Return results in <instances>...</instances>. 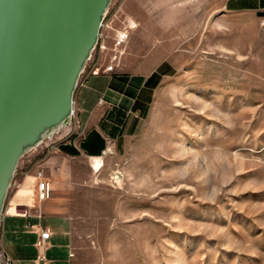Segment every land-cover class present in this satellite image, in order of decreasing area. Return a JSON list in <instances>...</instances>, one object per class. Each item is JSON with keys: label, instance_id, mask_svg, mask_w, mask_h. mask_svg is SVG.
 Listing matches in <instances>:
<instances>
[{"label": "rangeland", "instance_id": "rangeland-1", "mask_svg": "<svg viewBox=\"0 0 264 264\" xmlns=\"http://www.w3.org/2000/svg\"><path fill=\"white\" fill-rule=\"evenodd\" d=\"M212 7L112 1L105 63L118 54L114 75L145 79L137 105L125 107L131 127L99 158L60 156L49 139L25 154L0 241L6 212L26 205L79 264H264V16ZM38 172L52 187L44 202ZM6 221L10 248L30 255L15 245L29 242L28 221ZM2 251L13 261L0 242Z\"/></svg>", "mask_w": 264, "mask_h": 264}, {"label": "water", "instance_id": "water-1", "mask_svg": "<svg viewBox=\"0 0 264 264\" xmlns=\"http://www.w3.org/2000/svg\"><path fill=\"white\" fill-rule=\"evenodd\" d=\"M113 0H0V227L21 158L73 122Z\"/></svg>", "mask_w": 264, "mask_h": 264}, {"label": "crops", "instance_id": "crops-1", "mask_svg": "<svg viewBox=\"0 0 264 264\" xmlns=\"http://www.w3.org/2000/svg\"><path fill=\"white\" fill-rule=\"evenodd\" d=\"M211 2L215 11H222L226 15L264 16V0H211ZM103 44L107 49H99L97 57L90 60L75 92L73 123L69 128L56 134L50 144L60 156L99 158L109 147V140L126 135L131 127V122L125 117V107L137 105L139 95L144 91L145 79L142 80L137 75L130 77L114 75L117 66L109 71L107 69L109 63H105V53L107 54L110 49L105 41ZM107 55L110 56V53ZM36 186L37 183L35 189ZM18 209L14 207L12 208L14 212H6L3 220V237L0 241L14 264H79L69 244L64 242V237L54 229L55 225L50 224L46 226L52 233L47 259L40 262L35 247L39 230L37 227L29 226V222L39 224L42 220L34 218L35 220L29 221V217L35 214L25 215L26 205L23 208L24 212H17ZM46 214L54 217L57 215L53 212ZM7 216L22 217L28 221L26 232L30 237L29 242L23 243L18 240L15 245L30 246V255H26L22 249L16 251L10 248L6 239Z\"/></svg>", "mask_w": 264, "mask_h": 264}, {"label": "built area", "instance_id": "built-area-1", "mask_svg": "<svg viewBox=\"0 0 264 264\" xmlns=\"http://www.w3.org/2000/svg\"><path fill=\"white\" fill-rule=\"evenodd\" d=\"M105 26V21L103 22L102 28ZM128 33L126 30L121 31L118 33L117 41L118 43H124L127 39ZM100 43L99 48L100 49H105V45L103 44V33H100ZM111 63L107 66V69L109 71L114 70L116 67V63L118 61V54H113L111 57ZM75 115V111H74ZM38 182H37V198L39 202H43L48 200L52 196V187L51 183L43 177V173L39 172L38 173ZM39 219L42 218V214L35 215ZM29 226H32L33 228L37 227L39 230L38 235L35 240V247L37 250V259L40 262H45L47 259V251L50 246V239L52 236V233L50 229L46 226H43L41 223L39 224H32V222H29ZM0 264H13V261L8 257L6 252H1L0 253Z\"/></svg>", "mask_w": 264, "mask_h": 264}, {"label": "bare ground", "instance_id": "bare-ground-1", "mask_svg": "<svg viewBox=\"0 0 264 264\" xmlns=\"http://www.w3.org/2000/svg\"><path fill=\"white\" fill-rule=\"evenodd\" d=\"M38 173H39V172H38ZM51 197H52V196H51ZM51 197H50L49 199H51ZM49 199H48V200H49ZM46 201H47V200H46ZM43 202H44V201H43Z\"/></svg>", "mask_w": 264, "mask_h": 264}]
</instances>
